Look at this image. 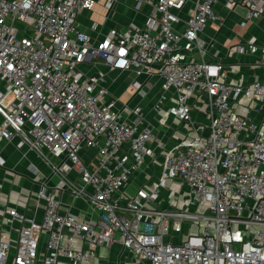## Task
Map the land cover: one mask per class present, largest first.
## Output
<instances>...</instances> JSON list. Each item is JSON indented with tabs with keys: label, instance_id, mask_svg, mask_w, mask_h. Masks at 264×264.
Here are the masks:
<instances>
[{
	"label": "built area",
	"instance_id": "1",
	"mask_svg": "<svg viewBox=\"0 0 264 264\" xmlns=\"http://www.w3.org/2000/svg\"><path fill=\"white\" fill-rule=\"evenodd\" d=\"M101 1L0 0V144L48 170L27 165L40 217L0 207V264H86L114 243L132 264H264V79L229 82L219 60L204 58L200 33L223 22L218 0H133L151 8L144 26L97 39L77 17ZM223 5L246 8L242 27L264 15V0ZM227 52L259 54L264 68L255 38ZM103 65L132 74L135 103L111 92ZM155 124L173 130L169 142Z\"/></svg>",
	"mask_w": 264,
	"mask_h": 264
},
{
	"label": "crops",
	"instance_id": "2",
	"mask_svg": "<svg viewBox=\"0 0 264 264\" xmlns=\"http://www.w3.org/2000/svg\"><path fill=\"white\" fill-rule=\"evenodd\" d=\"M105 1L96 3L90 10L82 11L77 17L79 26L88 32L92 38L101 39L109 33L119 31L129 25L144 26L146 14L151 11V8L147 6L136 11L133 8V0H116L112 8L108 9ZM186 7H191V3H187ZM213 9L223 19V22L222 24H219L218 21L210 22L200 33V38L207 43V53L204 54V58L206 60H219L223 65V73L226 74L229 82L247 83L253 79H264V68L256 66L260 61L259 54L229 55L227 52L230 47L241 45L249 38H255L258 43L264 44V15L245 23L242 27L241 24L246 15L244 6L237 5L232 11H229L224 7L223 0H218ZM95 23L97 28L93 29L92 26ZM192 58L198 59L196 55ZM100 69L109 72L110 76L115 78V82L110 87L114 95L126 101L131 100V104L138 100L137 97H133L127 91V84L132 77L131 73L110 71L104 65L100 66ZM156 90L154 88L152 91L156 93ZM145 101L146 104L144 103V105H146L147 111L144 113L147 119L153 120L154 113L149 111L151 98ZM241 110L246 111L244 108ZM120 116L121 119L126 120L128 118L127 111L121 112ZM159 116L167 118L172 128H178L183 133L187 131L184 123L168 116L165 111L161 112ZM192 116L196 120L205 119L204 114L199 111H193ZM1 121L2 117L0 116ZM155 126L159 138L169 142L173 130H168L158 124ZM180 135L175 133L176 140L180 138ZM0 157L4 161L3 166H0V207L7 205L9 208H17L26 212L28 216L40 217L44 202L40 200L36 204L34 194H30L28 191L31 186L30 178L33 175L29 172L27 165L32 161L43 172L47 173L48 170L33 154H28L30 160L22 157L13 143L0 144ZM37 180L41 181L43 177L40 175ZM39 188L40 185L35 184L34 189ZM62 200L69 203L71 196L68 193H63ZM75 206L83 207L84 201L76 199ZM3 218V214L0 212V231L7 229ZM86 264H132V262L129 254L119 244L114 243L109 248L98 247L95 250V257Z\"/></svg>",
	"mask_w": 264,
	"mask_h": 264
},
{
	"label": "rangeland",
	"instance_id": "3",
	"mask_svg": "<svg viewBox=\"0 0 264 264\" xmlns=\"http://www.w3.org/2000/svg\"><path fill=\"white\" fill-rule=\"evenodd\" d=\"M125 11V10H124ZM150 94L151 95H154L155 94V91H152V92H150ZM146 102V101H145ZM144 102V103H145ZM146 104V103H145ZM145 111H147V109H146V107H145ZM181 128L182 129H184L183 128V126H181ZM174 185L173 184H171V183H167V187H173ZM132 188H131V192H132ZM166 196V197H165ZM163 197H165L164 199H165V203L168 205V204H170V203H173L172 202V200H170V197H171V193L169 192V191H167V193H164V195H163Z\"/></svg>",
	"mask_w": 264,
	"mask_h": 264
}]
</instances>
